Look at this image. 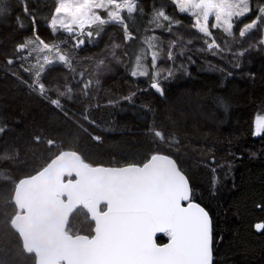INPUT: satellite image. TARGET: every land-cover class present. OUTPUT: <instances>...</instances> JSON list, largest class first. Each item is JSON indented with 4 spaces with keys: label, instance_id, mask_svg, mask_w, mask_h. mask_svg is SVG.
Returning a JSON list of instances; mask_svg holds the SVG:
<instances>
[{
    "label": "trees",
    "instance_id": "1",
    "mask_svg": "<svg viewBox=\"0 0 264 264\" xmlns=\"http://www.w3.org/2000/svg\"><path fill=\"white\" fill-rule=\"evenodd\" d=\"M260 2L254 0L255 4ZM6 3L8 13L0 17V125L7 127L0 135V264H35V256L23 250L10 224L18 212L13 191L20 179L39 171L63 150L76 151L92 165L141 164L157 152L173 157L189 178L193 199L212 220L213 264H264V231L254 228L264 222V133L254 136L255 117L264 115V50L245 52L239 57L241 66L235 68L231 53L213 56L199 50L206 47L204 37L190 28L192 18L188 15L177 13L183 24L171 32H146L154 7L164 6L170 14L173 10L168 0H139L144 15L137 14L131 26L136 40L125 44L122 28L108 24L92 46H63L79 68L69 79L71 99L62 98L63 110L69 113L65 117L22 82L30 81L31 76L14 51L17 44L33 37L34 27L50 44L65 36L53 34L48 26L53 0ZM25 6L35 16V25L25 14ZM249 19L246 16L236 24L239 44L216 29L211 30L213 38L222 47L227 40L233 52L248 48L260 36L259 32L256 37H239V29ZM152 34L162 42L158 66L174 71L170 79L162 81L163 95L150 89L149 77L130 75L140 48L145 49L144 61L150 63L152 50L141 40ZM173 40L177 43L170 49ZM113 44L121 45L115 50L121 62L112 56ZM182 48L184 54L180 55ZM169 50L175 55L173 61L167 59ZM8 59L14 63L9 65ZM101 60L104 64L97 67ZM23 63L28 67L27 61ZM80 69L95 82L87 97L82 82H78ZM64 72L59 64L48 66L42 81L55 88ZM248 73H254L255 78H249ZM131 92L137 93L133 101H124ZM49 95L55 98L57 93ZM85 115L94 123L85 121ZM153 130L174 137L175 144L161 143ZM38 132L54 139L55 146L49 148L43 140L34 143L33 135ZM93 136L101 140L97 142ZM93 226L88 213L77 208L65 231L91 236ZM167 239L163 234L157 242Z\"/></svg>",
    "mask_w": 264,
    "mask_h": 264
},
{
    "label": "snow or ice",
    "instance_id": "2",
    "mask_svg": "<svg viewBox=\"0 0 264 264\" xmlns=\"http://www.w3.org/2000/svg\"><path fill=\"white\" fill-rule=\"evenodd\" d=\"M168 3L172 7V14L164 6L154 7L147 21L149 27L145 29L146 32L155 33L157 30L171 32L174 26L183 24V21L176 16L178 13L192 18L190 28L203 34L206 47L199 49L200 51H210L213 56L229 52L235 58V62H233L235 68L241 66L239 57L244 56L245 52L251 49L264 50V0H261L259 4H255L254 0H168ZM24 12L35 25L36 18L26 6ZM7 13L6 0H0V17ZM137 14L144 15V8L140 5L139 0H53L48 26L53 34H56L58 30H63L75 41L74 48H78L86 42L91 43L95 38L100 37L105 25L117 24L122 28L124 43L128 44L129 41L136 40L131 26H134ZM246 16L250 19L239 29V37L244 38L253 31L260 32L259 38L250 43L248 48L233 52L227 40L222 47L213 38L212 29L222 30L233 43L239 44L240 41L236 40L235 28L237 22ZM210 18L214 22L210 23ZM19 27H24L22 22L19 23ZM61 43L66 44L67 40L51 44L46 42L34 27L33 37L17 44L14 51L16 60L21 61V67L31 76L30 81L22 82L31 92L46 98L53 107L61 110L62 114L67 117L69 113L63 110L62 98L71 99L73 91L71 85L66 84L64 89L59 86L52 88L42 81L45 66L54 62L75 72L72 60L61 47ZM141 43L152 50L150 63L144 62L145 49L140 48L139 54L134 57L135 66L130 75L132 77H149L151 80L150 89L163 95L162 81L170 79L174 71L171 67L160 68L158 66V60L161 59L162 42L160 37L155 34L145 35ZM176 43L175 40L170 41V49L175 47ZM191 43L192 41L188 40V44ZM120 47V44L112 45V56L117 59V62L121 61L116 56L115 50ZM22 52H27V55H21ZM35 52L48 54L43 55L42 62L37 58V66L33 70V67H25L23 62ZM179 54H184V48ZM167 59L169 61L175 59L171 50L167 54ZM7 63L12 65L14 60L8 59ZM103 64L104 61L101 60L97 67ZM127 66L131 67V65ZM181 67L183 66L181 65ZM220 70L223 71V69ZM231 74V72L228 73V75ZM80 75L82 76L83 73ZM247 75L251 79L255 78L254 73ZM90 83H83L85 95H87ZM96 83L98 84L99 81L97 80ZM52 91L57 93L55 98L49 95ZM136 95V92H131L124 96L123 100L131 102ZM84 119L89 123H94L86 115ZM254 126L255 135L264 133V116H256ZM5 131H7V127L0 125V135ZM153 135L161 143L166 142L161 131L153 130ZM45 137V133L38 132L33 135V142L39 144L43 140L49 148L54 147L55 140ZM92 139L99 142L101 137L93 136ZM129 176L134 182L141 184L150 182L154 177H159L166 188L162 199L152 210L155 221L163 226L143 228L136 232L133 239L132 264H213L212 220L205 208L194 201L189 178L178 166L177 161L169 155L157 152L150 155L146 162L131 166ZM254 228L258 232L264 231V222L256 223ZM157 233L165 234L169 242L162 247L158 246L154 239Z\"/></svg>",
    "mask_w": 264,
    "mask_h": 264
},
{
    "label": "water",
    "instance_id": "3",
    "mask_svg": "<svg viewBox=\"0 0 264 264\" xmlns=\"http://www.w3.org/2000/svg\"><path fill=\"white\" fill-rule=\"evenodd\" d=\"M133 165L139 164L92 165L76 151L63 150L17 182L18 212L10 224L35 264H132L136 232L163 226L152 210L166 191L159 177L144 184L130 179ZM77 208L94 222L91 236L65 231ZM160 235L154 239L162 247L169 240L158 243Z\"/></svg>",
    "mask_w": 264,
    "mask_h": 264
},
{
    "label": "rangeland",
    "instance_id": "4",
    "mask_svg": "<svg viewBox=\"0 0 264 264\" xmlns=\"http://www.w3.org/2000/svg\"><path fill=\"white\" fill-rule=\"evenodd\" d=\"M212 22H214V20L212 19V18H210V23H212ZM221 32H222V30H220ZM57 32H60L61 34L64 32L63 30H58ZM223 33V32H222ZM258 33H259V31H253V32H250L249 34H247L246 36H247V38H249V37H256L257 35H258ZM65 36L61 39V40H59L57 43H60L61 41H64V40H67V43L66 44H63V43H61V47L63 48V46L64 45H68L69 43H72V45L74 46V44H75V41H73L71 38H70V36L69 35H67V34H65V33H63ZM62 34V35H63ZM224 34V33H223ZM226 35V34H225ZM87 45H85V46H80L79 48L80 49H84L85 47H86ZM66 51V50H65ZM67 52V51H66ZM68 53V52H67ZM25 54V53H24ZM45 54H48V53H41V52H35V53H33L32 54V56L30 57V58H28V60H26L27 61V63H28V67H33V70H35V67L37 66V58L42 62V58H43V55H45ZM68 55H69V57L71 58V60H72V63H73V67L75 68V69H79V68H77V66H75L74 65V59L72 58V56L68 53ZM145 63H146V61H144ZM55 64H59L61 67H63L64 69H65V71L66 72H64L63 74H62V77L60 78V83H59V87H60V84H63V86L62 87H60L61 89H64V87H65V85L67 84V85H69V79L70 78H72V71H69L68 69H67V67L66 66H64V65H62V64H60V63H58V62H54L53 64H51V65H55ZM51 65H46L45 66V70L48 68V66H51ZM133 68V67H132ZM132 68H131V70H132ZM44 70V71H45ZM44 73V72H43ZM42 73V74H43ZM76 73H78V71L76 72ZM81 73H83V78H80L81 77ZM76 77H77V74L75 75ZM78 76H79V78H78V82H82V84L84 83V82H91L90 83V87L89 88H91L92 87V84L94 83L95 84V82H94V80H92L91 78H89V77H87L86 76V74H85V72L84 71H81V69L79 70V73H78ZM72 87V86H71ZM89 88L87 89V91L89 90ZM146 89V88H145ZM88 93V92H87ZM85 97H87V95H85ZM63 102V101H62ZM63 105H65V103L63 102ZM264 116V115H263ZM165 136V135H164ZM165 138H166V141L167 142H170V143H173V144H175V142H176V139L174 138V137H172V136H170V137H168V136H165ZM168 238V237H167Z\"/></svg>",
    "mask_w": 264,
    "mask_h": 264
}]
</instances>
